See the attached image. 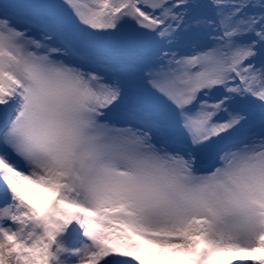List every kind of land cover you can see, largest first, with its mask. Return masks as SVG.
Masks as SVG:
<instances>
[{
	"label": "snow or ice",
	"instance_id": "1",
	"mask_svg": "<svg viewBox=\"0 0 264 264\" xmlns=\"http://www.w3.org/2000/svg\"><path fill=\"white\" fill-rule=\"evenodd\" d=\"M0 264H264V0H0Z\"/></svg>",
	"mask_w": 264,
	"mask_h": 264
},
{
	"label": "rangeland",
	"instance_id": "2",
	"mask_svg": "<svg viewBox=\"0 0 264 264\" xmlns=\"http://www.w3.org/2000/svg\"><path fill=\"white\" fill-rule=\"evenodd\" d=\"M61 1H62V0H61ZM61 1H59V2H61ZM59 2H58V3H59ZM40 191L45 192V194L48 195V196H51V195H52L50 192H47V191L44 190V189H40ZM41 202L43 203V201H41Z\"/></svg>",
	"mask_w": 264,
	"mask_h": 264
},
{
	"label": "trees",
	"instance_id": "3",
	"mask_svg": "<svg viewBox=\"0 0 264 264\" xmlns=\"http://www.w3.org/2000/svg\"><path fill=\"white\" fill-rule=\"evenodd\" d=\"M47 2H48V0H47ZM50 2H55V0H50Z\"/></svg>",
	"mask_w": 264,
	"mask_h": 264
}]
</instances>
